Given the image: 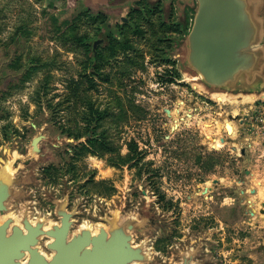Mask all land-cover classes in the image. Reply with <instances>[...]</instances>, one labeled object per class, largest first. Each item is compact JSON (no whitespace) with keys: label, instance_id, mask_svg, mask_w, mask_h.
<instances>
[{"label":"rangeland","instance_id":"374dc122","mask_svg":"<svg viewBox=\"0 0 264 264\" xmlns=\"http://www.w3.org/2000/svg\"><path fill=\"white\" fill-rule=\"evenodd\" d=\"M98 1L0 0V151L48 137L28 189L35 211L50 213L44 191L58 190L62 176L81 182L72 202L84 200L93 214L102 211L97 200L110 208L122 191L127 213L138 212L144 190L167 222L150 235L157 261L174 263L176 248L206 234L205 264H264V223L247 225L264 209V102L201 97L167 54V38L184 29L165 27L144 1L146 11L127 15L126 24L123 0L111 2L104 19ZM105 20L115 26L106 29ZM181 103L190 118H174ZM234 112L247 119L235 122L231 137L217 133ZM206 135L227 142L212 149ZM60 136L76 142L54 147Z\"/></svg>","mask_w":264,"mask_h":264},{"label":"water","instance_id":"95a60500","mask_svg":"<svg viewBox=\"0 0 264 264\" xmlns=\"http://www.w3.org/2000/svg\"><path fill=\"white\" fill-rule=\"evenodd\" d=\"M102 1L105 3L96 14L107 18L106 7L118 1L100 0L97 6H102ZM123 1L128 11L119 17L120 24L128 22L126 16L131 10H139L137 4L141 2ZM145 2L150 10L160 3L163 22H168L174 4L176 23L188 26L180 38L170 39L172 50L167 54L198 95L207 100L221 95L228 102H240L243 97L264 102V0ZM114 26L106 20V28ZM100 43L102 39L93 42V52ZM229 118L242 121L247 116ZM31 127L39 129L36 124ZM47 140L37 133L26 149L19 150L13 142L9 152L0 151V264H162L150 252V235L167 222L165 216L156 213L148 191H141L138 212L127 213L128 193L122 191L117 204L110 208L97 200L102 211L93 214L84 209V200L72 202L75 187L81 182L62 176L58 190L44 191L50 213L35 211L28 189L36 185L32 168L47 157L41 146ZM55 140L54 147L61 140L76 142L66 136ZM244 153L241 149L240 154ZM205 241L206 234L194 242L187 240L174 250L176 260L172 264H205Z\"/></svg>","mask_w":264,"mask_h":264},{"label":"bare ground","instance_id":"6f19581e","mask_svg":"<svg viewBox=\"0 0 264 264\" xmlns=\"http://www.w3.org/2000/svg\"><path fill=\"white\" fill-rule=\"evenodd\" d=\"M213 98L217 101V102H219V103H222V102H225V101H227L228 99L227 98H225V96H221V95H214L213 96ZM230 100V99H229ZM255 101V99L253 98V97H243L242 98V101H240V103H244V104H250V103H252V102H254ZM230 103H237V101H235V100H230ZM178 104V103H177ZM180 109L182 110V111H190V110H188L185 106L183 107V104L181 103V104H179V112H178V114L179 115H181L182 114V112H180ZM185 109H187V110H185ZM177 113V112H176ZM179 115H177L178 117H179ZM235 115H238V116H241V117H243V116H246V115H244V114H240V113H238V112H234V114H232V117H234ZM177 116L175 115V117L174 118H176V119H178L177 118ZM220 116H221V114H220ZM170 117H172V115H170ZM176 119H174V120H176ZM223 122H222V124L221 123H217L216 124V128H217V133H222L221 132V130L224 132V133H226V135L227 136H229V137H231V136H233V134H234V132H235V122H237V121H239L238 119L237 120H235V119H230L229 118V116L228 117H226L224 120H222ZM205 132H207V135H208V133L210 132V130L209 131H205ZM206 134V133H205ZM211 134V133H210ZM219 134V135H220ZM206 135V136H207ZM226 140H224L223 138H221L220 136H217V137H215V138H210L209 136H207V145L210 147V148H212V149H218L221 145H223V144H226ZM203 143V142H202ZM233 149H235L234 147H233ZM206 189H208V187H205ZM264 191V190H263ZM249 192V191H248ZM245 193V192H244ZM263 197V196H262ZM264 198V197H263ZM248 199H246V201H247ZM259 203V202H258ZM261 206H264V202H260L259 203ZM250 205V204H249ZM248 206V205H247ZM253 207V206H252ZM252 207H250V208H252ZM257 210V209H256ZM258 211H260V210H258ZM257 212V211H256ZM86 221V220H85ZM263 224L264 223V209L262 208L261 209V213H260V216L259 217H255V216H250L249 217V219L247 220V225L250 227V226H252V227H258L259 226V224ZM262 242H264V240H262Z\"/></svg>","mask_w":264,"mask_h":264},{"label":"trees","instance_id":"16d2710c","mask_svg":"<svg viewBox=\"0 0 264 264\" xmlns=\"http://www.w3.org/2000/svg\"><path fill=\"white\" fill-rule=\"evenodd\" d=\"M142 1H144V3H145V8H146V10H147V12L148 11H153V10H155V9H158V11H159V14H160V21H161V23L165 26V27H167V28H169V27H171L172 25H174V26H176V27H179L180 29H184V33L185 32H187V30H188V26L187 27H185V28H183L182 27V25H180V24H177L176 23V20L172 23V21H171V15H170V17H169V20H168V22H163V19H162V13H161V11H160V3L158 4V6L157 7H155L153 10H150L149 9V6L146 4V2H145V0H141V2ZM141 2H139L138 4H137V6L139 7V10H131V12L128 14V15H130V14H132V13H135V12H137V13H143V12H145L146 10H145V8L143 7L142 8V6H141ZM97 16H102V17H104V19L106 18L104 15H102V14H97ZM106 23V20L104 21V24ZM106 29H108V28H106ZM108 30H111V29H108ZM183 33V34H184ZM181 37V36H180ZM180 37H178V38H180ZM171 38H177V37H168L167 38V40H168V42L172 45V42L170 41V39ZM112 48V47H111ZM113 49H110V53L111 52H113L112 51ZM93 55H96V56H98L99 55V53L98 52H96V51H94V54ZM69 138H72V136H69ZM93 139H88V144H93ZM132 150H135V148H132Z\"/></svg>","mask_w":264,"mask_h":264},{"label":"flooded vegetation","instance_id":"af4514ba","mask_svg":"<svg viewBox=\"0 0 264 264\" xmlns=\"http://www.w3.org/2000/svg\"><path fill=\"white\" fill-rule=\"evenodd\" d=\"M183 112H184V113H187V115H186V116L190 118V114L188 113V111H182V114H181V115H179V117L177 116V118H179V119H183V117L185 116ZM167 114H168V116H170V115H171V114H170V113H168V112H167ZM172 116H173V115H172ZM186 116H185V117H186ZM229 116H230V115H229Z\"/></svg>","mask_w":264,"mask_h":264}]
</instances>
